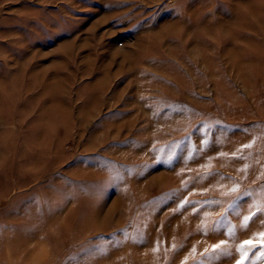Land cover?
Returning <instances> with one entry per match:
<instances>
[{
	"label": "rangeland",
	"instance_id": "obj_1",
	"mask_svg": "<svg viewBox=\"0 0 264 264\" xmlns=\"http://www.w3.org/2000/svg\"><path fill=\"white\" fill-rule=\"evenodd\" d=\"M0 264H264V0H0Z\"/></svg>",
	"mask_w": 264,
	"mask_h": 264
},
{
	"label": "snow or ice",
	"instance_id": "obj_2",
	"mask_svg": "<svg viewBox=\"0 0 264 264\" xmlns=\"http://www.w3.org/2000/svg\"><path fill=\"white\" fill-rule=\"evenodd\" d=\"M245 243H249V244H251V241H246ZM217 247H219V246H217Z\"/></svg>",
	"mask_w": 264,
	"mask_h": 264
}]
</instances>
